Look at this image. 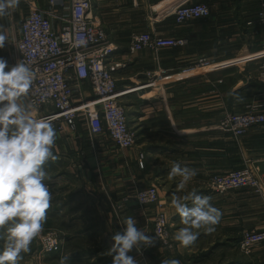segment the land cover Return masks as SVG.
I'll return each instance as SVG.
<instances>
[{
  "label": "crops",
  "instance_id": "0c3cea01",
  "mask_svg": "<svg viewBox=\"0 0 264 264\" xmlns=\"http://www.w3.org/2000/svg\"><path fill=\"white\" fill-rule=\"evenodd\" d=\"M263 1L92 0L94 16L116 48L109 63L118 90L128 91L121 101L136 147L121 150L108 134L92 137L81 124L75 135H59L53 124L18 131L20 118L26 120L21 124H30L44 112L28 108L17 83L1 76L16 67L14 44L29 10L51 7L49 0H0V132L21 145L0 154V172L20 178L16 196L24 193L32 199L31 206L19 199L12 202V214L0 219V228L8 227L0 239V261L54 264L42 260L46 254L40 237L55 231V218L46 214L52 206L51 191L50 203L44 205L43 188L69 178L81 184L82 192L101 198L95 207L101 213L99 222L91 220L86 229L78 230L77 222L71 232L58 231L61 264H264V244L248 256L238 247L244 231L264 229V197L251 189L218 194L208 187L212 175L247 166L264 182V124L240 139L218 128L226 114L246 111L254 102L264 104L258 80L264 62V27L258 19ZM194 3L208 5L210 16L177 24L170 12ZM53 10L64 13L59 7ZM145 32L185 38L188 45L129 54L131 36ZM200 59L208 66L201 68ZM19 97L21 101L15 99ZM18 150L25 153L19 161L14 158ZM140 153L147 156L144 169L137 162ZM28 162L43 169L34 172ZM0 186L1 210V180ZM150 186L158 188L170 218L171 249L153 235L154 206L140 207L132 200L121 221L109 216L108 201ZM22 228L21 236H11ZM52 255L57 256L55 263L61 258Z\"/></svg>",
  "mask_w": 264,
  "mask_h": 264
},
{
  "label": "built area",
  "instance_id": "2783aa9c",
  "mask_svg": "<svg viewBox=\"0 0 264 264\" xmlns=\"http://www.w3.org/2000/svg\"><path fill=\"white\" fill-rule=\"evenodd\" d=\"M49 5V11L31 8L22 20L21 36L14 44L16 67L12 74L1 76L17 83L20 89V93H17L26 99L28 108L44 112L42 117L30 124L17 125L18 131L22 133L24 130L53 124L57 134L75 135L81 124L92 137L106 133L119 149H134L136 136L129 127L126 108L121 101L128 91L118 90L114 68L109 63L116 48L108 41L105 30L94 16L92 0H71L69 6L66 0H49ZM56 7L64 13L54 12ZM170 15L177 24H184L209 17L210 8L204 3L181 4ZM258 19L264 27V1ZM187 45L185 38L161 37L145 32L131 36L129 54L144 49L160 52L185 48ZM199 66H208L207 60L200 59ZM258 80L264 87V62L259 65ZM85 85L89 90L84 89ZM263 124L264 104L254 102L246 111L226 114L218 123V128L240 139L253 127ZM25 125L29 127H23ZM24 154L21 150L16 151L15 160H21ZM146 158V154H139L137 162L141 169L145 168ZM208 187L218 194L251 189L264 197V182L250 166L212 175ZM43 189L47 196L44 205H49L51 189L49 186ZM2 196L3 189L0 186V202ZM132 200L140 207L154 206L153 235L163 247L171 249V221L161 204L158 188L150 186L135 194L122 196L113 208L124 216ZM263 244L264 229L246 230L242 233L238 247L243 255L248 256ZM40 246L43 254L61 255L55 264L62 263L60 232L51 231L41 235Z\"/></svg>",
  "mask_w": 264,
  "mask_h": 264
},
{
  "label": "rangeland",
  "instance_id": "374dc122",
  "mask_svg": "<svg viewBox=\"0 0 264 264\" xmlns=\"http://www.w3.org/2000/svg\"><path fill=\"white\" fill-rule=\"evenodd\" d=\"M0 86H2L1 83ZM16 90L18 93H20V89L18 88V86L16 87ZM15 99L19 101L22 100L20 97ZM16 112L18 113V109H16ZM23 113L24 112H22V114ZM20 121L17 122L19 124H21L22 122H26L25 119L21 118ZM12 140H9L6 135L4 136L0 132V154L13 152L14 150H17V147L21 146H18V144L15 145V141ZM51 198L52 206H49L51 207V209L46 214H48L50 219L55 218L53 229L56 232H58L59 230L71 232L72 227L76 226V224L74 223L77 222L79 223L78 230L80 231L86 229V227L89 226L88 223L91 220H95L97 223L99 222L97 216L99 213H101V209H97L95 207L97 202L101 201V198L96 195L93 196L88 193L82 192V186L77 180L65 178L60 182L51 183ZM114 200L112 202H107L105 200V202H107V208L110 213L109 216H111V218L114 220L116 219V221H121L123 219V216L119 212H116L114 210L113 205L117 201ZM238 236H240V234ZM83 242L87 243L85 239L83 240ZM43 258L42 260H45L47 263L55 264V261L57 260V256L55 255H43Z\"/></svg>",
  "mask_w": 264,
  "mask_h": 264
},
{
  "label": "trees",
  "instance_id": "16d2710c",
  "mask_svg": "<svg viewBox=\"0 0 264 264\" xmlns=\"http://www.w3.org/2000/svg\"><path fill=\"white\" fill-rule=\"evenodd\" d=\"M263 86V85H262ZM263 91H264V87H263ZM12 164L11 162L7 165H4L5 169H8V167H10ZM25 165H27L28 168H31L34 172H38V170L43 169V167L39 164V163H25ZM18 168H22L21 166ZM17 170V168H16ZM6 171V170H5ZM4 170L2 172H0V180L2 182V185L5 189V198L1 204V210H0V219L5 217L6 215H11L12 214V209H8L11 206L12 202H15L17 199H19L20 203L24 206H31L32 205V199L28 194H19L18 197L16 196L15 192L16 189L21 186V182H20V178H12L9 174H5L3 173ZM24 176V175H23ZM27 182V181H26ZM20 216L17 218H14L13 221L9 224L10 226H14L16 223V221L20 220ZM8 227L4 226L2 228H0V239L3 237L4 235H7L8 233ZM24 233L23 228L13 232L11 234V236H21ZM1 245H3V243L0 241ZM3 247V246H1ZM3 262V264H7L6 261L1 260Z\"/></svg>",
  "mask_w": 264,
  "mask_h": 264
},
{
  "label": "water",
  "instance_id": "95a60500",
  "mask_svg": "<svg viewBox=\"0 0 264 264\" xmlns=\"http://www.w3.org/2000/svg\"><path fill=\"white\" fill-rule=\"evenodd\" d=\"M0 264H3V262H2V261H0Z\"/></svg>",
  "mask_w": 264,
  "mask_h": 264
}]
</instances>
